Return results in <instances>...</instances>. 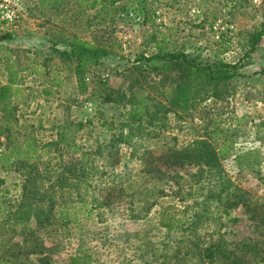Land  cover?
<instances>
[{
  "label": "rangeland",
  "instance_id": "1",
  "mask_svg": "<svg viewBox=\"0 0 264 264\" xmlns=\"http://www.w3.org/2000/svg\"><path fill=\"white\" fill-rule=\"evenodd\" d=\"M89 1L9 0L16 16L0 20V85L14 78L10 102L15 108V139L22 141L30 132L36 156L44 160L47 154L39 144L54 138L57 124L86 120L88 124L79 132L80 141L108 138L139 100L143 115L156 112L154 124L146 126L142 135L120 144L116 170L124 166L137 169L141 158H154L194 138H206L214 146L227 139L232 147L221 164L234 184L235 205L223 211L219 221L209 222L199 236L172 238L166 243L163 264L179 260L201 264L196 259L197 246L216 238L232 251L229 264H264L246 250L264 249V33L251 62L239 75L200 93L176 113L166 103L173 71H159L138 59L159 48L184 51L200 61H235L248 35L264 20V0H117L113 5L96 0L92 7ZM72 36L105 50L85 74L82 90L69 63L53 52L64 48ZM111 90L117 100L114 104L102 100ZM247 149L260 154L257 170L235 167L233 154ZM0 180V200H14L18 174L0 166ZM65 194L72 195V190ZM102 213L98 217L92 212L87 217L85 211H78L81 227L72 225V235L59 256L64 257L65 251L88 249L91 264H143L137 259L141 239L160 236L152 226L156 208L140 220L127 218L122 203ZM6 236L9 249L28 251L30 258L35 257L33 252L40 244L53 243L31 222ZM57 260L54 264H64ZM160 260L157 257L153 264ZM212 264L226 263L220 258Z\"/></svg>",
  "mask_w": 264,
  "mask_h": 264
},
{
  "label": "trees",
  "instance_id": "2",
  "mask_svg": "<svg viewBox=\"0 0 264 264\" xmlns=\"http://www.w3.org/2000/svg\"><path fill=\"white\" fill-rule=\"evenodd\" d=\"M98 1L113 5L117 0ZM95 2L90 0L88 6L92 7ZM263 33L264 20L257 31L248 35L242 54L232 62L200 61L184 51H161L159 48L138 59L159 71H173L174 80L166 103L168 109L176 113L177 109L192 104L200 93L239 75L240 69L251 62ZM64 46L53 52L69 63L77 87L82 90L85 74L105 50L76 36L69 38ZM13 82L14 78L10 77L7 83L0 85V166L15 171L19 182L14 200H0V264H54L56 259L64 264H91L88 249L77 253L65 251L64 257L59 256L72 235V225L81 227L76 213L83 210L87 217L92 212L100 217L104 209L121 203L125 205L126 217L133 220L145 218L156 208L152 226L160 236L155 240L141 239L137 259L143 264H153L161 257L158 264H163L166 243L172 242V238L199 236L209 222L219 221L222 212L235 205L234 184L221 164L232 147L225 138L217 146L206 138H194L154 158H141L137 169L127 166L115 169L120 144L142 135L146 126L154 124L156 112L143 115L139 111L141 100L125 112V120L108 138L90 136L92 139L80 141L79 132L88 124L86 120L57 124L54 138L39 144L47 154L46 159H40L36 156L35 139L30 132L22 141H17L12 132L15 121V108L10 102ZM112 92L114 90L106 92L102 100L116 103ZM260 160L256 149L233 154L237 169L257 170ZM67 190H72V195L65 194ZM28 222L53 240L50 246L40 244L33 258L28 257L32 254L28 251L11 250L7 246L6 235ZM197 247L196 259L201 264H212L220 258L226 264L231 261L229 253L232 251L222 246L218 238L203 241ZM246 250L252 258L264 260L263 248ZM184 262L179 260L173 264Z\"/></svg>",
  "mask_w": 264,
  "mask_h": 264
},
{
  "label": "built area",
  "instance_id": "3",
  "mask_svg": "<svg viewBox=\"0 0 264 264\" xmlns=\"http://www.w3.org/2000/svg\"><path fill=\"white\" fill-rule=\"evenodd\" d=\"M15 16L14 11L10 8L9 0H0V20H13Z\"/></svg>",
  "mask_w": 264,
  "mask_h": 264
}]
</instances>
